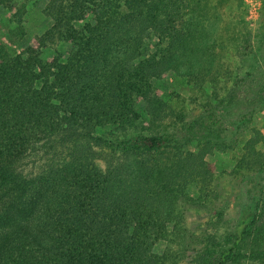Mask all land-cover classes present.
Returning a JSON list of instances; mask_svg holds the SVG:
<instances>
[{
  "label": "trees",
  "instance_id": "trees-1",
  "mask_svg": "<svg viewBox=\"0 0 264 264\" xmlns=\"http://www.w3.org/2000/svg\"><path fill=\"white\" fill-rule=\"evenodd\" d=\"M208 1L45 0L42 34L16 50L0 37V264H175L193 244L195 264L264 263V156L239 160L255 171L223 231L229 203L209 205L204 161L239 139L220 105L264 110V90L241 97L233 80L192 118L155 125L174 111L153 80L172 72L202 86L220 73ZM53 44L65 49L43 55ZM38 153L41 169L23 173ZM200 208L218 218L212 234L182 220Z\"/></svg>",
  "mask_w": 264,
  "mask_h": 264
},
{
  "label": "rangeland",
  "instance_id": "rangeland-1",
  "mask_svg": "<svg viewBox=\"0 0 264 264\" xmlns=\"http://www.w3.org/2000/svg\"><path fill=\"white\" fill-rule=\"evenodd\" d=\"M20 1L17 9L15 7L8 10L0 4V37H5L8 46L15 50L24 47L30 37L42 34L52 24V19L43 10L45 0ZM201 13L205 26L211 24L214 28L212 40L216 42L218 49L220 73L213 82L204 80L202 86L195 80L188 82L181 77L177 80L172 72H168L164 79L153 80L157 93L174 111L170 113L167 110L157 115L155 125L167 126L192 118L202 110V105L208 99L215 103L213 98H224L233 80L236 85L240 84L241 97L253 98L256 93L264 90V0H209ZM55 49L65 48L61 44H53L42 49L43 55L51 56ZM247 104L248 102H225V105H220L221 114L229 117L225 125L233 129L228 138L236 135L239 139L232 138L234 146L213 149L204 159L213 175L209 205L217 203L219 206H227L229 203L228 210L220 219L221 231L232 224L246 177L255 171L248 165L239 167V160L244 157L247 161H252V157L264 156V110L249 113L245 110ZM101 156L106 157V154ZM45 160L46 155L40 153L29 155L22 161L19 169L26 174L35 173L41 169ZM104 161V158H100L98 164L104 167ZM187 212L189 214H185L182 220L194 227L193 230L199 236L211 221H218V218L212 217L214 211L208 209ZM208 230L213 233L210 227ZM166 244L171 246L172 241L168 240ZM164 246L165 242L160 241L154 250L161 253ZM200 249V245H191L176 258L175 264H195L194 253ZM246 264L258 263L249 261Z\"/></svg>",
  "mask_w": 264,
  "mask_h": 264
}]
</instances>
